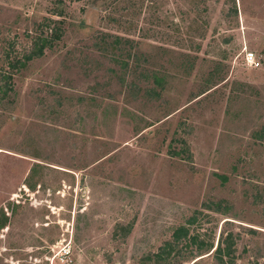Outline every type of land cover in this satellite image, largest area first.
Returning a JSON list of instances; mask_svg holds the SVG:
<instances>
[{"label": "rangeland", "instance_id": "rangeland-1", "mask_svg": "<svg viewBox=\"0 0 264 264\" xmlns=\"http://www.w3.org/2000/svg\"><path fill=\"white\" fill-rule=\"evenodd\" d=\"M179 226L212 250L157 261ZM227 236L264 264V0H0V264H220Z\"/></svg>", "mask_w": 264, "mask_h": 264}, {"label": "trees", "instance_id": "trees-1", "mask_svg": "<svg viewBox=\"0 0 264 264\" xmlns=\"http://www.w3.org/2000/svg\"><path fill=\"white\" fill-rule=\"evenodd\" d=\"M52 20L48 19L47 23L41 24L39 27L45 28L48 26V23H50ZM46 34V35H45ZM43 33L42 31H38L34 37H32V50L30 53L25 55L23 59H13L9 63V66L12 70H19L22 67L26 65L27 62L41 57L43 55L44 50L46 49H51L54 45L55 42L59 41L62 37V31L60 27H53L51 29V32L48 33ZM190 222V221H189ZM190 224V223H189ZM188 240L186 241L187 243L185 245L190 246V245H197L196 250L198 252H202V250L206 251L203 254H200L198 256H202L204 254L209 253L213 245L205 243L204 241H200L197 236H190L189 235V229L186 226H179L176 228L173 232L172 235V241L171 242H165L163 247L160 249L158 253L154 255L156 257V260L167 258L170 256L171 252L177 248L179 242L181 240ZM234 248V242L231 239V236H227L223 242H218L216 245L215 249L213 250L212 254L213 257L216 258L218 263L220 264H233V249ZM197 256V257H198ZM229 262H228V261Z\"/></svg>", "mask_w": 264, "mask_h": 264}, {"label": "built area", "instance_id": "built-area-1", "mask_svg": "<svg viewBox=\"0 0 264 264\" xmlns=\"http://www.w3.org/2000/svg\"><path fill=\"white\" fill-rule=\"evenodd\" d=\"M244 63L248 65L251 68H258L260 66L259 60L255 57V54L253 52H245L243 56Z\"/></svg>", "mask_w": 264, "mask_h": 264}]
</instances>
